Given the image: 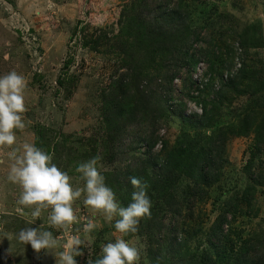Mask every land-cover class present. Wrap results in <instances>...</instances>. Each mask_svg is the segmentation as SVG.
<instances>
[{
    "label": "rangeland",
    "instance_id": "1",
    "mask_svg": "<svg viewBox=\"0 0 264 264\" xmlns=\"http://www.w3.org/2000/svg\"><path fill=\"white\" fill-rule=\"evenodd\" d=\"M176 4L165 15L158 0H0V75L16 71L26 81L25 127L15 130L14 145L0 146V264H58L65 250L59 245L72 235L83 240L74 256L77 264L94 262L117 238L138 248V264L161 261L159 248L166 264L200 259L215 252L210 230L222 213L227 225L216 242L220 249L232 245L249 264H264V141H256L253 133L236 134L243 118L264 117V0ZM133 16L147 26L145 44L132 43L138 29ZM194 34H199L192 46L198 65L177 73L172 99L162 109L158 86L173 72L179 50L185 49L182 41ZM240 67L244 74L236 76ZM114 79L125 88L121 101L126 104L118 111L134 122L119 135L104 132L103 99L116 94L109 95ZM202 112L205 123L199 124ZM46 128L45 137L56 149L50 153L53 163L69 174L73 187L84 186L77 164L95 156L122 206L137 191L133 176L147 185L151 215L141 218L137 233L122 237L114 229L118 217L107 221L83 203L85 194L73 203L78 222L71 228H52L50 209L32 222L35 206L20 205L22 189L7 179L13 163L9 153L35 144L37 131ZM62 135L67 138L59 146ZM216 140L223 145L221 164L215 180L198 189L185 171L195 152ZM147 218L161 226L149 228ZM89 220L96 228L86 235L83 226ZM34 226L51 231L59 245L36 253L21 242L20 231ZM168 227L180 242L164 234Z\"/></svg>",
    "mask_w": 264,
    "mask_h": 264
},
{
    "label": "clouds",
    "instance_id": "2",
    "mask_svg": "<svg viewBox=\"0 0 264 264\" xmlns=\"http://www.w3.org/2000/svg\"><path fill=\"white\" fill-rule=\"evenodd\" d=\"M25 78L16 71L0 75V146H12L16 142L15 130H22L25 124L22 114L25 112L24 90ZM13 161L7 179L18 184L22 191L18 203L23 206H35L31 213L33 223L50 209L48 223L52 228L67 230L77 223L73 203L82 194L86 195L83 203L93 210L101 211L107 221H113L114 229L127 237L138 232L141 218L150 217L151 201L147 195V185L140 178L133 176L130 180L137 189L131 197V203L122 206L113 190L107 186L105 176L98 167L99 156L77 164L75 171L84 182L83 188H75L70 182L69 174L53 163V157L34 143H24L22 149L13 148L9 153ZM96 228L89 220L83 226L87 235ZM18 239L40 253L47 252L59 245L53 233L41 230L39 226L22 229ZM83 240L79 236H69L65 243L59 245L65 250L59 254L58 264H77L74 256L80 254ZM102 256L88 264H138V248L123 238L108 242L102 249Z\"/></svg>",
    "mask_w": 264,
    "mask_h": 264
},
{
    "label": "trees",
    "instance_id": "3",
    "mask_svg": "<svg viewBox=\"0 0 264 264\" xmlns=\"http://www.w3.org/2000/svg\"><path fill=\"white\" fill-rule=\"evenodd\" d=\"M142 3L144 0H140ZM178 0H158V6L162 9V13L167 15L169 13H173L175 7L178 5L176 4ZM165 4L164 6H162ZM176 4V5H175ZM132 21L136 26H138L137 32L134 34V40H132V43L134 45H142L147 43V40L143 38V35H145V28L147 30V26L144 25V23H141L139 19H137L136 16L132 17ZM144 28V30H143ZM85 37V36H84ZM199 40V34H194L193 38L191 40H183L182 42H186L185 49L179 50V56L176 57L174 63H173V72L170 74H166V76L163 77L162 82L158 86V90H160L161 94L160 97L163 102L162 109L165 108L166 104L169 103V101L172 99V93H173V80L177 76V73L182 69L186 68V72H190V70L195 69V67L198 65V58L195 54H197L196 50L192 49V46L194 43H197ZM84 41V38H83ZM87 41V40H85ZM86 44V43H85ZM147 45V44H146ZM167 49H169L168 46L164 44ZM244 74V69L241 67L237 70L236 76ZM229 80H232L231 78ZM110 94L114 93V97H105L103 99L105 114L103 115V120L105 119V127L104 132L105 133H114L115 135H119V133L122 132L123 127H125L128 124L134 123L133 120L128 116L126 119L122 118V115L120 111H118L119 107L122 105H125L126 103H123L121 101L122 95L121 92L124 90V85L122 80H112L110 83ZM117 91L120 93L119 96L117 95ZM121 95V96H120ZM134 107L131 108L133 110ZM164 111V110H163ZM131 116H133V112H131ZM163 114V112L161 113ZM203 115V116H202ZM111 116V118H109ZM205 117V114L202 112L200 114V120L199 124L205 123V120H203ZM113 118V120H112ZM189 118H183V120L188 121ZM115 125L116 128L114 129L113 126ZM49 131V129H39L37 131V139L35 141V145L44 151L51 153L52 149H55L52 145H50V140L48 141L45 137V134ZM253 133L254 139L256 141H264V117L255 120L252 118L245 117L241 120L236 134L240 136H248L249 134ZM150 140L154 142V134L151 133ZM61 138L63 139L62 142L59 144V146L64 145L67 136L62 135ZM221 140V139H220ZM216 140L214 141L213 145H208L207 148L202 147L198 151L195 152L194 157L190 159L189 162V168L185 171L187 174V177H189L193 181V186L198 189H203V187L207 186L210 182L215 180V175L217 173V170L221 164L220 155L223 148L222 141ZM150 144V143H149ZM151 146V145H150ZM166 146H163L161 150H165ZM56 150V149H55ZM173 151H167V158L170 162V154H172ZM182 163V161L180 160ZM166 164L168 162H165L161 167L165 169ZM249 165V164H248ZM252 187L249 186V188H245V190L242 192V199H244L245 195L247 194V190L251 189ZM148 221H151V218H147ZM226 214L222 213L219 216L216 217L215 222L212 225L211 232L213 239H210L209 242L211 245L214 246L215 252L209 253L207 255L203 254L200 259H194V258H188L186 260H178L176 264H249L247 261L243 259L244 255H240L239 250L238 252H234L232 245H230V249H223L221 250L219 245L216 243L217 240H220L223 237V227L226 224ZM160 225L159 222L151 221L149 228H152L155 225ZM161 226V225H160ZM166 236H171L173 239L177 240L179 239V242L181 241V238L178 236L177 233H175L171 228H167L166 233H164ZM224 237L226 235L224 234ZM231 251V252H230ZM230 252V253H229ZM159 253L162 255V260L157 262L156 264H166L165 261V252L159 248ZM253 261V260H251ZM254 262V261H253Z\"/></svg>",
    "mask_w": 264,
    "mask_h": 264
}]
</instances>
